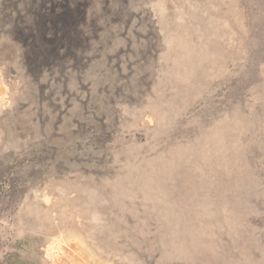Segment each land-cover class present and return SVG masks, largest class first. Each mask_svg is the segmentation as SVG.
Returning a JSON list of instances; mask_svg holds the SVG:
<instances>
[{
	"label": "rangeland",
	"instance_id": "374dc122",
	"mask_svg": "<svg viewBox=\"0 0 264 264\" xmlns=\"http://www.w3.org/2000/svg\"><path fill=\"white\" fill-rule=\"evenodd\" d=\"M0 264H264V0H0Z\"/></svg>",
	"mask_w": 264,
	"mask_h": 264
}]
</instances>
